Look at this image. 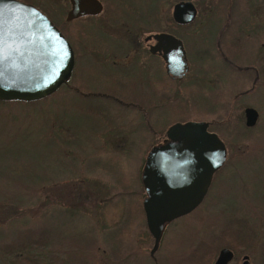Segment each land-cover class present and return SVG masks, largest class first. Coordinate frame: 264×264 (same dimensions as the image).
<instances>
[{"label": "rangeland", "instance_id": "rangeland-1", "mask_svg": "<svg viewBox=\"0 0 264 264\" xmlns=\"http://www.w3.org/2000/svg\"><path fill=\"white\" fill-rule=\"evenodd\" d=\"M21 1L43 12L72 46L74 68L60 92L75 90L80 107H60L61 93L39 104L60 119L58 130L69 142L67 154L64 147L55 149L53 141L45 138L37 119L30 124L32 131L36 129L29 138L22 133L12 142L0 136V264H24L23 257H31L34 264H214L223 247L234 252L230 264H240L243 255L252 264H264V33L244 45L249 52L235 55L241 61L237 68L224 65L220 57L219 61L203 56L217 43L224 44L222 39L213 36L212 40L202 29L190 43L187 28L181 27L176 32L185 39V50L193 52L196 47L193 70L190 64L178 81L165 73L164 78L146 80L139 72L144 83H114L124 93L114 95L116 99L101 98L97 91H115L95 74L81 78V38L88 45L96 44L102 28L127 27L129 6L143 15L154 9L156 0H102L101 15L74 23L66 21L69 0ZM209 1L195 0L198 29L209 13ZM225 1L211 0L214 11L223 13ZM244 2H254L264 14V0ZM123 32H115L114 37L125 43ZM121 56L115 58L124 62ZM93 59H87L86 65ZM250 64L254 66L247 67ZM29 107L0 103V114L9 113L7 125L12 126ZM246 107L259 113L253 127L245 125ZM186 121L207 122L209 131L223 141L226 159L201 204L169 223L155 248L143 214L142 170L150 149L167 140V129ZM4 124L0 120V126ZM4 131L0 127V134ZM26 172L52 179L43 177L44 188L36 191L27 176L19 181ZM13 179L17 181L10 188L3 187L2 182ZM22 196L25 202L18 205L16 197ZM14 205H18L14 220L5 221ZM242 221L249 237L229 233ZM27 229L43 232L45 243L26 255L20 249L10 250L19 232Z\"/></svg>", "mask_w": 264, "mask_h": 264}, {"label": "water", "instance_id": "water-1", "mask_svg": "<svg viewBox=\"0 0 264 264\" xmlns=\"http://www.w3.org/2000/svg\"><path fill=\"white\" fill-rule=\"evenodd\" d=\"M66 21L102 11L99 0H69ZM197 14L195 5L181 0L173 9L174 19L187 24ZM165 42L166 73L175 77L187 71L181 40L156 34ZM74 51L55 24L39 9L21 0H0V100L36 101L57 91L71 76ZM245 125L253 127L259 113L244 109ZM167 141L153 146L146 156L141 181L146 193L142 202L146 226L155 248L164 226L197 208L204 199L214 173L226 159V148L205 121L172 124ZM229 248L220 249L214 264H227ZM242 264H249L245 256Z\"/></svg>", "mask_w": 264, "mask_h": 264}, {"label": "flooded vegetation", "instance_id": "flooded-vegetation-1", "mask_svg": "<svg viewBox=\"0 0 264 264\" xmlns=\"http://www.w3.org/2000/svg\"><path fill=\"white\" fill-rule=\"evenodd\" d=\"M99 1L102 4V11L100 13L97 15H86L80 18H91L101 15L104 11V3L102 0ZM189 1L195 5L197 14L194 19L187 24H181L173 17L174 6L180 2V0L176 2L173 0H156L153 7L154 9L143 15L137 13L138 9L136 7L133 8L129 6V13L126 12V15L129 16L126 18L127 27L122 30L102 28V37L96 41V44L88 45V43H85V38L82 37L80 52L81 61H79V63L81 62L79 66L81 78H84L88 74H95L96 77H100V80L106 83L108 88L112 89L113 92L115 91L114 93H110V91H105L100 88L101 91H97L98 94L93 92V96L97 97V94L100 95L101 98L110 97L116 99V96L114 95H121L124 93V90L120 87V89L117 88L114 83L125 84L126 82H136L142 84L145 81L139 78L140 76L137 75L139 72L144 73L146 80H155L159 76L164 78L163 73H165L171 80L178 81L189 71L190 64L192 65L193 70L195 66L194 62L196 60V47H193V52L188 50V48L185 50V39L183 40L181 37H179V33L176 32V30H179L181 27L187 28L189 34L188 40L190 43L196 39V33L202 29L207 32V36L208 34L212 35V40L213 36H216L217 41L222 39L221 42L224 44L217 43V45H211L212 47L208 50H205V55L203 56H211L219 61L220 59L218 58L220 57L222 59L220 62H223L224 65L238 68L237 63L241 61L235 59L234 57L237 53H242L244 50L249 52L250 49L244 47V45H251L253 40L257 39L255 36L259 35L260 33H264V18H261V16L264 14L259 12L258 6L254 2L250 4L248 2H244V0H226L223 13L217 12L216 10L214 11L215 3L213 4V2L210 0L208 2L209 13H206L205 21L202 23L203 28L198 29L196 28V22L199 21L198 7L195 3V0ZM148 26H150V28H148ZM122 31H124L123 33L126 40L125 43L118 41V39L114 37L116 33L121 35ZM156 34H167L181 40L183 43L185 50V64L187 66V71L183 76L173 77L166 73L165 60L163 57V46L165 45V42H158L154 38V35ZM141 35H144L142 36V39L139 37ZM108 41L113 42L109 43ZM85 48L88 50H85ZM111 51L112 53H110ZM217 51H219L220 56L217 55ZM119 52H123L122 56L118 54ZM92 56H94L92 63L86 65V60L88 59V61H90ZM118 56H121L124 59V62L117 61L115 57ZM204 57H201V61ZM104 58L108 59V62H105ZM110 58H112V60H110ZM252 66L254 65H247V67ZM151 92L153 93V90H151ZM156 94L158 95V92H156ZM171 222H168L164 226L163 231ZM245 256L247 255L242 256L240 264H242ZM233 259L234 252L232 259L227 264H230ZM248 262L249 264H252L250 262L249 256Z\"/></svg>", "mask_w": 264, "mask_h": 264}, {"label": "trees", "instance_id": "trees-1", "mask_svg": "<svg viewBox=\"0 0 264 264\" xmlns=\"http://www.w3.org/2000/svg\"><path fill=\"white\" fill-rule=\"evenodd\" d=\"M80 19L81 18H77V19H74L72 21H67V22L74 23L76 21H79ZM59 93L62 94L60 97V100L58 101V104L60 105V107L61 105L63 106V108L66 105H71L77 109L80 107V104L78 103V99H79L78 94L75 90L73 91L71 88H68L66 89V91H62V92H60V88H59L57 91L48 95L47 97H44L43 99L36 100V101L26 102V101H1L0 100V103H9V104L11 103V104H21V105L30 106L28 111L24 113L23 116H21V119L17 120L15 124L12 126L7 125V118L9 117V113H1L0 120L5 121V124L0 127L4 128L5 134H0V136H3L5 140L11 139L12 142L14 141L13 139L17 135H20L22 133H24V136H23L24 139L29 138L31 135V132L33 133V131L36 129V126H37V128L40 129L41 133L45 135V138H50V140L53 141L54 143L53 146H55V149L64 147L63 151L65 154H67L66 147L69 145V142L67 141V139L62 137V135L60 134V130H58V126H59L58 121H60V119H58V117L55 116V114H52L51 116L49 111L47 112L44 108L39 106L40 103L48 102L52 100L53 98H56L59 95ZM50 118H51V121L49 123ZM35 119H37V124L32 131V128H30V124ZM73 124H70V127H72ZM74 131L77 133L76 130ZM77 147H82V146L78 145ZM30 166H32V164ZM220 171H221V168L218 169L217 173H219ZM26 176L30 178L31 180L30 182L31 184H33V188H35L36 191L39 190L40 187L41 189L44 188V185H41L42 183H45L43 181L45 180L44 178L52 179V177L48 178V176L47 175L45 176L44 174L42 175L33 174L32 175L31 172H26L24 174V177L19 178V181H21L23 178H26ZM13 181L15 182L17 180L13 179L11 182H8V181L2 182L3 187L10 188ZM2 196L3 194H1V197ZM16 199H17L16 201L19 202L18 205L22 204L21 203L22 201L25 202V198L23 196L21 198L16 197ZM17 206L15 205L11 206V215H9L7 217L8 220L5 219V221L14 220L15 217L13 215V211H14V208H17ZM236 222H239V221H236ZM230 231L231 232H229V230L227 229V232L231 233L232 235H237V236L243 235V236L249 237V234L246 231V223H244L243 221L239 223L238 227H235L234 229L231 228ZM44 241H46V239H45V236L43 235V232L37 234L33 232L32 230L27 229V230L20 231L19 234L17 235V239L15 240V244L13 245V247H8V248L10 250H12L13 248L20 249L21 251L20 254L26 255V253H29L30 249H34L44 244L45 243ZM262 246L264 247V242L262 243ZM22 260L24 264H34L35 263V261L31 257H23Z\"/></svg>", "mask_w": 264, "mask_h": 264}]
</instances>
